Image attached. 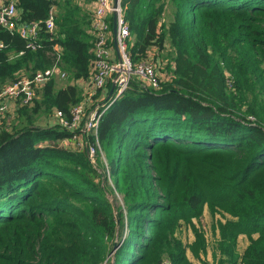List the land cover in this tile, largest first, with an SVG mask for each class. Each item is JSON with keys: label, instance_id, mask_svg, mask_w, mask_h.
<instances>
[{"label": "trees", "instance_id": "trees-1", "mask_svg": "<svg viewBox=\"0 0 264 264\" xmlns=\"http://www.w3.org/2000/svg\"><path fill=\"white\" fill-rule=\"evenodd\" d=\"M15 1L40 46L0 25V91L52 67L56 46L72 82L52 79L0 121V264H194L206 209L231 216L214 224L217 264H264V0H121L132 59L157 60L160 81L135 79L83 148L62 145L73 133L51 118L70 117L94 76L92 17L75 0Z\"/></svg>", "mask_w": 264, "mask_h": 264}, {"label": "built area", "instance_id": "built-area-1", "mask_svg": "<svg viewBox=\"0 0 264 264\" xmlns=\"http://www.w3.org/2000/svg\"><path fill=\"white\" fill-rule=\"evenodd\" d=\"M6 1V2H5ZM97 7L94 13V66L95 73L90 85V96H94L102 91L106 99L98 104H93V108L86 116L87 107L85 102L73 106L71 116L66 117L63 112L57 111L56 118L58 123L65 129L73 133L71 138L62 141V145L83 148L88 145L87 134L92 133L96 136L98 146V128L105 111L129 89L135 79L141 81L143 85H152L157 87L160 81V66L156 60H143L135 63L132 59L129 43L131 40V31L128 23L123 18V8L120 2L118 7H114V0H95ZM117 13L118 31L113 36L111 31V22L108 15ZM20 12L15 0H0V25L10 31H17L22 37L27 39L29 48L40 46L39 23L31 22L28 24H19ZM56 9L53 6L45 25L50 33L56 29ZM117 44V58L113 56L111 49V39ZM5 47L0 42V48ZM56 63L44 70H38L31 77H21L7 84L0 91V121L6 116L10 108V102L18 101L22 105L31 104L36 98V90L40 85L48 83L55 77H66L67 73L63 71L59 62H61V53L56 46ZM115 85L114 91L110 94L108 84ZM147 82V84L145 82ZM112 87V86H111ZM110 87V89H111ZM85 118V119H84ZM254 120V117H251ZM97 146L89 145L88 152L92 162L96 163ZM161 264H169L164 260Z\"/></svg>", "mask_w": 264, "mask_h": 264}, {"label": "rangeland", "instance_id": "rangeland-1", "mask_svg": "<svg viewBox=\"0 0 264 264\" xmlns=\"http://www.w3.org/2000/svg\"><path fill=\"white\" fill-rule=\"evenodd\" d=\"M133 38L131 36L132 40H133ZM129 48L131 50V43H129ZM167 53L166 52L164 53V58H168V57H166ZM54 79L57 80V84L60 87L66 86L68 83L72 82L70 80V78L67 76L65 78L64 77H56ZM108 86H110V87L112 86L111 81H109ZM90 110H91V108L86 113V116L89 114ZM102 159L104 160V162H106L104 156ZM99 170L102 171V168H100ZM107 172L109 174L108 168H107ZM110 182H112V181H110ZM116 195H117V198L119 200V203L122 204L123 203L122 196L120 195V193H117V192H116ZM109 198L111 201L116 202L114 200L115 198L113 197L112 194L109 196ZM230 218H231V216L228 214H225V215H223V214L219 215L218 214V215H216V217L213 218L211 216V214L209 213V211L207 210L204 212L202 217L197 218V219L195 218L193 220L196 228L205 237L206 244H207L206 251L201 252L200 257L195 256L194 253L188 247V250H187L188 256L194 264H204V262H209L210 264H217L215 253H217L218 249L215 248V245H216V242L219 238V228L217 226L218 229L216 230V234H214V224H216V222L219 223V221H225V220L230 219ZM125 223H126V227H127V222L125 221ZM178 235L181 237V239L184 241V243L188 246H190L196 240V235H195L194 229L191 225H185L184 224L181 227L180 231L178 232ZM115 243H114L113 250L109 255V257L112 258V260L114 259V254H115ZM248 244H249V238L243 234L240 235L238 238V251L243 252V250L246 248V246ZM103 264H105V263H103Z\"/></svg>", "mask_w": 264, "mask_h": 264}, {"label": "crops", "instance_id": "crops-1", "mask_svg": "<svg viewBox=\"0 0 264 264\" xmlns=\"http://www.w3.org/2000/svg\"><path fill=\"white\" fill-rule=\"evenodd\" d=\"M75 2L83 9V12L88 16V18H91L92 17V23L94 25V13H95V10H96V7H97V2L95 0H75ZM108 19L111 22V29H112L111 33L114 36L115 35L114 29H113V25H114V15L109 14L108 15ZM93 25H92V28L91 29H88V32L95 37V30H94ZM111 49H112L113 56L115 58H117V48H116V45H115V42H114V39L113 38L111 39ZM63 71H65V70H63ZM89 82L90 81H86V80H79L78 81V84L84 90V99H83V102H85V104H86L87 111H88L89 108H91L93 106L94 103H96V104L100 103V101H99L100 97H97L96 93L94 94V96L93 95L90 96V92H89L90 85H91L92 88H93V86ZM145 83L147 84V82H145ZM45 84L40 85L38 87V89L36 90V98L40 97V93H41V91H42V89H43V87H44ZM8 112H13V113L15 112V103L13 101L10 102V108H9V111ZM51 119H52L51 122H55L56 116L52 117ZM207 210L208 209H206L205 211H207Z\"/></svg>", "mask_w": 264, "mask_h": 264}, {"label": "water", "instance_id": "water-1", "mask_svg": "<svg viewBox=\"0 0 264 264\" xmlns=\"http://www.w3.org/2000/svg\"><path fill=\"white\" fill-rule=\"evenodd\" d=\"M120 2H121V0H114V7H118V6L120 5ZM117 18H118V16H117V13L115 12V13H114V25H113V29H114V33H115V34H116L117 31H118ZM115 45H116V48H117V44H116V42H115ZM117 49H118V48H117ZM114 87H115V85L113 84L112 87H111V89H110V94L113 93V91H114ZM117 249H118V246H117V243H115V252H116Z\"/></svg>", "mask_w": 264, "mask_h": 264}]
</instances>
